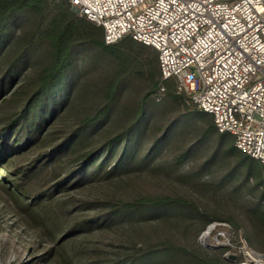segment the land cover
<instances>
[{"label":"trees","instance_id":"trees-1","mask_svg":"<svg viewBox=\"0 0 264 264\" xmlns=\"http://www.w3.org/2000/svg\"><path fill=\"white\" fill-rule=\"evenodd\" d=\"M49 9L56 13L51 24L43 27V17ZM89 49L117 60L116 71L102 80L103 85L93 79L96 69L85 67ZM147 52L151 55H146ZM140 56L142 63L138 61ZM139 63L151 73L155 89L172 81L162 78L159 51L154 46L129 34L114 43H106L104 27L84 15H76L70 0H0V74L6 71L0 78V89L19 76L24 78L14 91L16 110L7 117L5 132L0 134L1 167L10 168L11 157L19 154L26 144L37 149L53 144L52 127H63V138H56L60 142L50 151L38 153L30 163L19 166L15 171L18 176L6 175L3 179L30 193L24 181L41 172L58 177L70 162L76 164L64 180L80 184L134 173L159 160L163 163V174L175 185H181L180 190L175 187L167 193L152 192L133 199L110 198L105 209L94 216L81 217L70 232L118 225L127 237L134 238L131 244L128 239L127 251L114 261L99 264H222V253H210L197 241L199 232L214 218L208 215L206 207L215 204L219 189V181L203 178L204 170L211 164L216 165L218 160L225 162L224 156L238 155L240 162L247 166V180L255 170L260 177L264 164L238 149L233 135L220 132L213 115L199 107L198 114L208 118L206 137L217 140L221 149L224 142L228 143L223 153L218 146L212 153V161L202 163L198 169L195 166L185 169L186 163L205 148L198 144L176 151L182 133L171 132L172 128L165 135L147 140L146 134L156 127L158 115L148 108L146 99H132L128 106L121 104L127 89L134 90L127 75ZM170 88L169 85L164 94ZM182 97L178 96V100ZM186 122L190 124V119ZM21 141L25 143L16 148ZM149 143L152 146L148 155L139 156ZM164 151L172 154L159 159ZM263 182L264 177L259 184ZM209 185L210 190L206 189ZM49 191L43 188L35 194ZM232 193L228 191L218 199L222 202ZM260 199H264V191ZM253 214L259 221L263 213L256 207ZM142 223L148 224L152 232H160V238L141 234L137 227ZM68 264L76 262L70 260Z\"/></svg>","mask_w":264,"mask_h":264},{"label":"rangeland","instance_id":"rangeland-1","mask_svg":"<svg viewBox=\"0 0 264 264\" xmlns=\"http://www.w3.org/2000/svg\"><path fill=\"white\" fill-rule=\"evenodd\" d=\"M56 3L63 5L62 1ZM51 6L53 7V4ZM72 9L76 15L82 16L75 8L72 7ZM54 13L56 12L50 9L45 13L43 27L51 24ZM89 53L88 64L85 67L96 69L92 74L93 79L103 85L105 83L102 80L116 71L117 60L94 49H89ZM146 55H151V52H147ZM142 59L143 57L140 56L138 61L142 63ZM140 63L133 68L131 74L127 75L128 83L134 90L127 89L121 104L128 106L133 102L132 99L135 101L146 99L148 108H152L154 114L158 115L156 127L146 134L147 140L152 141L156 136L165 135L172 128L171 132L182 133L176 144V151L189 146L193 148L198 144L205 148L186 163L185 169L192 166L198 169L197 167L202 163L212 161V153L217 151L218 146L221 149V146L217 140L205 135L208 128L207 116L202 117L198 114L201 110L185 93L178 91L177 83L173 80L165 84L166 88L171 86L170 91L160 95V89L154 87L151 73L142 69ZM5 72L0 74V78ZM21 78L23 77L19 76L13 82L3 84L0 89V134L5 132L7 117L16 110L17 99L14 91L21 86L23 81ZM178 96L183 97L178 100ZM187 119H190V124H186ZM61 129H63L61 125L52 127L53 144L47 143L48 146L41 149L27 146V144L22 146L24 141L16 146L13 144L16 148L22 146L23 150L11 157L10 168L3 169L0 165V264H68L70 260L75 261L76 264H87L89 261L92 264H99L114 261L127 251L128 239L130 244L134 240L127 237L118 225L96 227L92 231L77 229L70 232V228L79 222L81 217L94 216L105 209L110 198L133 199L152 192L167 193L175 187L180 190L178 187L181 185H175L167 174H163V163L159 160L144 166L140 171L135 170L134 173L115 174L107 181H88V183L80 182V184L64 180L76 164V162L72 164L70 162L58 177L41 172L38 176L24 181V186L30 193L20 191L17 186L3 179L6 175L18 176L19 174L15 171L19 166L30 163L38 153L50 151L56 143L60 142L56 138H63ZM9 143L11 141L8 145ZM227 144L224 142L220 152L223 153ZM151 146L150 143L144 146V152H141L139 156L148 155ZM170 154H172L170 151H164L158 158H168ZM240 157L238 155L224 156L225 162L218 160L216 165L211 164L210 168L204 170L205 180L219 181L217 201L206 207L208 215L214 218L206 226L214 220L226 221L237 231V237H243L249 245L264 252V199H260V194L264 191V182L259 184V180L264 177V170L260 175L261 178L255 170L256 173L249 174L246 180L247 166L240 162ZM134 176L136 177L132 179L131 177ZM177 180L179 181L178 178ZM183 181L186 182V180ZM210 187L211 185L206 186V189L210 190ZM43 188L50 191L43 195L35 194ZM228 191L234 193L220 202L218 197H225ZM88 200L92 203L87 204ZM256 207H259L263 213L259 221L253 216ZM205 227L197 236L198 243L199 236ZM137 228L143 235H150L156 239L161 236L160 232H152V228L146 223H142ZM199 245L210 253H222V264L230 262L231 258L226 255L225 246L206 247L200 243Z\"/></svg>","mask_w":264,"mask_h":264},{"label":"built area","instance_id":"built-area-1","mask_svg":"<svg viewBox=\"0 0 264 264\" xmlns=\"http://www.w3.org/2000/svg\"><path fill=\"white\" fill-rule=\"evenodd\" d=\"M70 1L104 27L106 43L129 34L154 46L162 78L174 80L238 149L264 164V0ZM199 243L225 246L226 264H264V252L226 221L210 222Z\"/></svg>","mask_w":264,"mask_h":264}]
</instances>
